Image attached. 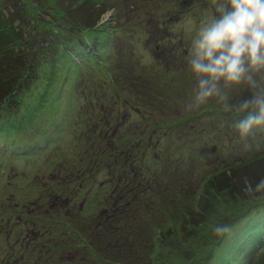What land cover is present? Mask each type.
Instances as JSON below:
<instances>
[{"label":"rangeland","instance_id":"1","mask_svg":"<svg viewBox=\"0 0 264 264\" xmlns=\"http://www.w3.org/2000/svg\"><path fill=\"white\" fill-rule=\"evenodd\" d=\"M90 2L95 4L94 8L105 10L97 24L99 26L90 29L91 33L86 30L82 32L85 34L83 36L93 39L96 47L106 46L105 52L94 51L96 54L92 57H97V65L90 60V70L84 73L79 69L76 71L75 65L70 68L69 61L58 58L57 55L42 58L40 71L48 73L50 75L48 77L54 80L43 98L41 110L38 108L40 102H36L38 94L25 97L24 91L20 89L16 91L17 89L13 88L16 94L24 97L23 107L27 116L25 125L20 127L22 130L26 128L24 133L17 136L16 130L11 129L5 133L8 140L0 141V193L8 198V201L4 199L0 201V218L3 220L0 219V264H49L50 252L53 254L56 252L51 246L53 241L46 236L60 234L64 236L59 238L62 242H72L71 238L63 234L60 225L51 227L40 223V216L51 217L50 215L56 216V219L63 220L82 233L103 257L110 261L116 259L124 262L126 255L116 254L115 258L116 245L111 246L112 238L108 232L110 229H106L108 231L101 229L97 220L107 215L104 209L105 192L114 185L117 189L118 181L130 178L128 174L133 171L129 168L130 164H125V168H121L124 163L121 161L116 167L108 166V173L101 171L102 173L94 177L96 181L93 182V186L90 183L76 184L75 187L63 192L64 199L56 197L53 202L51 200L57 174L68 171L61 163L63 160H66V163L71 161L80 146L77 140L75 146L68 152L72 144L73 125L79 121L78 124L83 126L84 124L80 122H87L92 111L96 110L95 118L96 120L99 118L97 121L103 125L108 123L110 125L117 119L114 109L116 105L124 120L117 135L113 127L109 128V134L114 135L113 139H118L116 142L118 144L124 139L123 134L131 135L140 125L159 123L162 127V124L164 126L168 122L184 120L185 115L182 113L181 116V112L186 108L194 112L198 108L195 104L199 100L211 98L222 103L230 100L245 103L246 99H251L252 102L254 99L258 105H264V96L260 94L263 90H258L261 85L264 86V0ZM57 3L61 5V1ZM45 12L54 17L65 18L60 17L59 12L49 10ZM46 13H42V16L47 17ZM62 23L64 26L68 24L65 21ZM71 28L73 27H67L69 30ZM71 32L74 37L80 35L77 29ZM219 47L221 48L218 50L219 56L215 57L213 50ZM227 56L230 57L229 60H226ZM187 77L197 87L192 86L191 89H188L189 85L183 87L182 80ZM222 81L224 85L220 84ZM46 83L47 79L38 80L37 90L47 87ZM116 94L121 96L120 99L116 100ZM253 104L255 105L254 102ZM132 105L134 108L126 111L127 108H132ZM140 110H147L146 112H150L158 122H153L154 120L149 118V124L146 125L147 122L138 117ZM52 112L58 113L59 120L54 117V113L52 118L47 119L46 116ZM240 118L241 114L237 113L236 120L239 121ZM47 120L53 124L60 121L61 130H54V125L46 124ZM246 120L256 134L249 133L245 121L242 125L245 133L240 136L234 125L227 126L229 128L227 133L215 134L213 139L223 146L221 150L220 147L217 148L219 154L214 153L205 159L209 154L205 156L204 151L201 158L203 161L199 164L192 157L194 155L197 159L198 155L191 156L193 150L184 145L188 139H180L179 142L176 140L172 147L176 155L174 162L183 159L188 161L189 158V162L183 164L181 172L184 175L190 174L193 178L185 180L187 185L178 186L183 189L181 196L186 199H182L173 207L168 197L174 193L172 191L174 189L180 192L176 185L179 179L170 178L176 174L173 165L168 170H163L162 186H153V191L157 193L163 207L160 211L156 209L157 214L154 213L149 222L150 227L158 229L162 235L156 238L159 241L157 251H161L168 259L172 258L174 261L170 264H191L190 261L196 254L199 260L195 264H264V251L261 248H254L264 240H262L264 217L258 218L262 216L260 212H264V195L252 198L254 192H251L248 198L237 200L227 197L228 191L210 195L197 185L202 186L208 174L218 173L220 170L218 161L221 157L227 158L232 155L230 158H241L245 161L248 158L247 154L251 156L249 153L253 150L256 152L253 157L259 161L264 159V113L255 112V115ZM236 124H240V121ZM189 126L192 127V124ZM99 127L102 130L106 129L102 125ZM192 129V132L196 133L197 128ZM47 130L54 131V138L49 140L48 148L43 153L33 157H14L6 149L8 141L19 144L24 141L31 142L36 134L42 136L43 140L44 134L39 132ZM168 130L162 128L151 138L162 145H168L167 136L174 128ZM188 132L189 129L183 135L192 140L193 133L187 134ZM238 136L239 139H235ZM146 141H148L146 149L153 154L159 152L155 151L156 142H151L150 138ZM120 157H123L122 152ZM163 163L168 164L169 160L164 158ZM167 171L168 174H165ZM258 173L250 174L254 176ZM242 174L247 180L246 174ZM131 176L133 179L137 177L136 182L141 180L138 175ZM135 187L134 195L145 194L140 188L150 189L149 186ZM196 194L195 200H192ZM48 197L51 203L50 214L47 211L48 207L41 208L45 206L42 199ZM159 207L160 205L158 209ZM113 208L112 205L110 211H113ZM208 208L210 211L202 214ZM132 210L133 212L137 210L134 204ZM188 210L192 223L198 222V225L191 223L192 228L190 222L183 216ZM160 227H164V230H159ZM11 231L14 237L16 234V238L8 242L11 238L7 233ZM143 235L148 246L154 236L152 232L149 235L144 232ZM167 237L175 239L179 248L163 251L165 249L162 243ZM218 241L220 243L216 245ZM184 248L193 249L194 257L192 258L193 254L190 256L184 252L186 251ZM180 250H184V253H180ZM70 255L67 259L72 264H97L85 251H74ZM135 256L141 255L135 253ZM124 263L149 264L144 260L142 262L140 258L133 263L131 261Z\"/></svg>","mask_w":264,"mask_h":264},{"label":"trees","instance_id":"2","mask_svg":"<svg viewBox=\"0 0 264 264\" xmlns=\"http://www.w3.org/2000/svg\"><path fill=\"white\" fill-rule=\"evenodd\" d=\"M57 1H59V3L61 1V5H59ZM90 1L93 0H0V133H8L11 129H15L16 132L20 134L19 131H17L18 126L23 125L26 119L27 114L23 107L24 97L19 95V93L16 94L15 89H17L16 91H18V89L24 91V94H26L24 95L25 97L38 94L39 97L36 102H40L38 108L42 107V103H44L43 98L54 80L48 77L50 76L48 73L40 71V66L43 64L42 58L57 55L58 58L61 57V59L69 61L70 68L72 65H75L76 71L79 69L84 71V73L90 70V60H92L93 64L97 65V57H92L96 54L94 51L101 52L104 50L105 52L106 46L100 45L96 47L93 39L88 36H83L85 34L82 32L85 30L89 31L99 26L97 24L101 21V16L104 14L105 10L103 8V11L99 8H94L95 4ZM89 2L90 4H88ZM44 10L54 11L56 13L59 12L60 17L65 18H58V16L54 17V15L48 14ZM42 13H46L47 17L42 16ZM62 21L68 24L64 26ZM67 27L73 28L69 30ZM75 29L80 32V35L77 37H74L71 32ZM91 32L92 31H89V33ZM99 43L100 42H98V45ZM219 49L213 50L215 57L219 56L217 55L219 54ZM221 55L220 53V56ZM98 57L102 58V56ZM229 59L230 57L227 56L226 60ZM103 78L104 77H102V79ZM40 79H47V87H44L43 90H37L38 86L36 82ZM190 80L189 77L183 78V87L189 85L188 89H191L192 86H196L195 83L193 81L191 83ZM220 84L224 85V81ZM258 90H263L260 94L264 96V86L261 85ZM200 93L205 94L204 92ZM115 97L117 100L118 98L120 99L121 96L116 94ZM250 100L251 99H246V101H244L245 103H241L240 100H230L222 103V101L217 99L211 100V98H209V100L204 99V101L199 100L195 104L198 108L194 112H191V110L184 106L186 109L181 112V116L182 113L185 115L183 118L184 120L180 122H178V120L168 122L164 126L161 122L162 127L159 123L147 125L149 124V118H152L154 120L153 122L158 121L153 118L150 112H146L147 110H140L141 112L138 114V117L141 120H145L147 126L140 125L131 135L123 134L124 139L118 144L116 143L118 139H113L114 135L109 134V128L113 127L114 133L116 132L115 135H117L118 129L120 126L122 127L121 124L124 120L120 116V112L116 105H114V109L117 119L114 123H110V125L109 123L103 125L101 122L97 121L99 118L97 120L95 118L96 110L92 111L87 122H80L84 124L83 126L78 124L79 121L76 125H73L71 132L72 144L68 152L72 150L77 140L80 142V146L78 151L74 153L75 157L71 159V161L66 163V160H63V163H61L68 168V171L64 174H57L56 184L54 186L55 190L51 193L52 202L56 197H61V200L64 199L63 192L65 193L66 189L70 190L75 187L76 184L84 185L90 183V185L93 186V182L96 181L94 177H97L101 171H106L108 173V166L112 168L116 167L121 161L124 162L120 166L121 168H125V164H130L129 168L133 169V171L128 174L130 178H124L118 181L119 186H116L117 189L114 188L115 185L113 184L114 186L110 187V189L105 192L106 200L104 209L107 211V215L105 218H98L97 223L103 230L110 229V231H106L110 233L112 238L111 246L113 244L116 245L114 247L115 258L117 257L116 254H123L126 255V258L124 257L123 260L124 262L131 261L133 263L136 259L140 258L142 262L144 260L149 264H170L174 260L170 257L169 259L166 256L164 257L161 251H157V244H159V241H157L156 238L162 235L158 229L150 227L151 225H149V222L151 216L154 215V213L157 214L156 209L160 211L163 207L160 203L161 201L157 198V193L153 191V186H162L163 184L161 180L162 171L168 170L172 165L174 166L176 174L172 175L170 178L172 180L179 179L176 182L177 187L187 185L188 183L185 180H191L193 178L192 175H184L181 172L183 164L189 162V158L188 161L183 159L174 162L176 155H174V149H172V147L175 145L176 140L179 142L180 139H188L184 145H187V148L193 150L191 156L193 154L198 155L197 159L194 155L192 157L195 162L199 164L203 161L201 158L204 151L205 156L209 154L205 159H208L210 155L214 153L219 154L217 148L220 147L219 150H221L223 146L213 139H215V134L221 135L227 133L229 131L227 126L230 127L234 125L240 136L245 133V128H242L243 122L245 121L246 125L248 124L247 129L249 133L252 132L256 134L255 130L251 128L250 123L247 122L246 119H250L252 115H255V112L264 113V105H258L253 99L254 105ZM6 101H9V103ZM13 103L14 105L12 106ZM35 106H37V104ZM133 108L134 106L132 105V108H127L126 111ZM237 113L242 116L239 120L240 124L238 125L236 124L239 122L236 120ZM196 120L198 121L197 123ZM190 124H192V127L189 126ZM99 125L106 127V129L102 130ZM86 127L88 128L87 130ZM162 128L169 130L174 128L167 136L168 145H162L159 142L153 141V138H151ZM192 128H197L196 133L192 132ZM188 129L189 132L187 134L193 133L192 140L183 135ZM80 133H82V135H80ZM239 136L235 139H239ZM257 136L255 138H257ZM147 138H150L153 143L156 142L155 151H159L158 153L153 154V152L151 153V151L146 149L148 148ZM153 143L149 144L152 145ZM115 144H117V147ZM120 152L123 153V157H120ZM254 153L256 152L252 150V152L249 153L251 156L247 154L246 157L248 158L245 161L241 158H230L232 155L227 158L221 157L218 161L220 167L218 173L215 175L212 173L208 174L202 186H200L201 184H197L198 187H201L200 189L202 190H206L210 195L223 194L225 191H228L227 197L237 200L248 198V194L251 192H254L252 198L258 195L263 196L264 159L259 161L256 157H253L255 155ZM164 158L169 160L168 164L163 163ZM259 165H261V167H259ZM257 167L259 168L257 169ZM251 172L259 173L258 175L252 176L254 173L250 174ZM242 173L246 175L250 174V176L245 175L247 180H245L246 178L244 179ZM132 174L134 176L138 175V178L141 180L136 182L137 177L133 179V176H131ZM165 174H168V171L165 172ZM135 185H140V187L144 188L149 186L150 189L140 188L145 191V194L134 195ZM178 188L180 192L174 189L172 190L174 193L168 197L173 207L178 205V202L182 199H186V197L181 196V191H183V189L181 187ZM0 195H2L0 201L2 199L8 201V198L5 195L3 196V193H0ZM196 196L197 194L195 196L193 195L192 200H195ZM48 199L49 197L42 199V204L45 206H41V208H49V206H51ZM133 204L137 207L135 212L132 210ZM112 205L114 208L113 211H110ZM159 205L160 209H158ZM50 210L51 208L47 210L49 214L51 213ZM192 210H194V208H192ZM234 210L233 212H235ZM209 211L210 209L208 208L202 212V214L208 213ZM260 213H262V216L259 218H263L264 212ZM50 216L51 217L40 216V223L44 225L48 224V226L51 227L60 225V227H62L61 229L64 231L63 234L73 241L70 243L62 242L59 238H64V236L60 234L56 236H46L49 240L53 241L51 242V244H53L50 245L53 246V250L56 252L54 254L50 252L49 264H72L67 259V256L74 253V251H85L97 264H125L116 259L110 261L108 258L103 257L98 249L87 241L82 233L70 227L63 220L56 219V216ZM183 216L185 220H188L187 222H190V224L192 223L189 210L187 214L184 212ZM172 217L174 216L172 215ZM0 219L2 220V218ZM7 219L9 220V218ZM192 224L198 225V222H193ZM192 224L190 228H192ZM163 228L160 227L159 230H164ZM144 232H146L147 235L152 232L154 236L152 237V242L148 243V246L145 244L146 239L143 235ZM7 236L13 237L14 235L11 231L7 233ZM43 236H41V239ZM221 240L222 239H220V241ZM219 243L218 241L216 245ZM149 246L150 249H148ZM162 247L165 249L163 251H166V249L179 248V244L175 239L167 237V239H164ZM184 249L186 250V248ZM183 251L184 250H180L179 252L182 253ZM184 252H187L190 256L193 254L192 258L195 255L193 249H188ZM135 253L141 256H135ZM41 259H43V256H41ZM198 260L196 254L190 262L191 264H195Z\"/></svg>","mask_w":264,"mask_h":264}]
</instances>
